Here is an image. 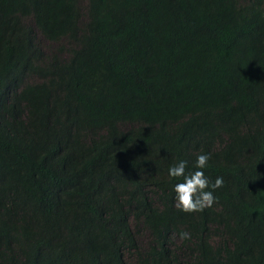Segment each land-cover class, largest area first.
Returning a JSON list of instances; mask_svg holds the SVG:
<instances>
[{
  "label": "trees",
  "instance_id": "obj_1",
  "mask_svg": "<svg viewBox=\"0 0 264 264\" xmlns=\"http://www.w3.org/2000/svg\"><path fill=\"white\" fill-rule=\"evenodd\" d=\"M0 264H264V0H0Z\"/></svg>",
  "mask_w": 264,
  "mask_h": 264
},
{
  "label": "clouds",
  "instance_id": "obj_2",
  "mask_svg": "<svg viewBox=\"0 0 264 264\" xmlns=\"http://www.w3.org/2000/svg\"><path fill=\"white\" fill-rule=\"evenodd\" d=\"M210 160L209 154L201 152L196 157L194 172L186 174L188 162L180 160L168 169V175L171 178H183V182L176 184L174 191L176 193V208L185 213L202 212L210 208L216 202L213 192L223 187L224 180L222 177L216 178L214 183L205 176L202 169L208 166ZM211 189V190H208ZM182 240L189 239L190 234L181 232Z\"/></svg>",
  "mask_w": 264,
  "mask_h": 264
},
{
  "label": "rangeland",
  "instance_id": "obj_3",
  "mask_svg": "<svg viewBox=\"0 0 264 264\" xmlns=\"http://www.w3.org/2000/svg\"><path fill=\"white\" fill-rule=\"evenodd\" d=\"M81 4L84 6V1H82ZM36 35L39 46L44 50L45 53L49 54L53 50L54 45L42 39L39 34Z\"/></svg>",
  "mask_w": 264,
  "mask_h": 264
}]
</instances>
